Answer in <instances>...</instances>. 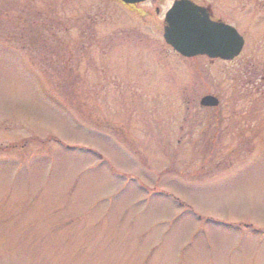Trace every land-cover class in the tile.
Here are the masks:
<instances>
[{"label":"rangeland","instance_id":"374dc122","mask_svg":"<svg viewBox=\"0 0 264 264\" xmlns=\"http://www.w3.org/2000/svg\"><path fill=\"white\" fill-rule=\"evenodd\" d=\"M242 5L241 59L211 64L102 0H0V264H264V0Z\"/></svg>","mask_w":264,"mask_h":264},{"label":"water","instance_id":"95a60500","mask_svg":"<svg viewBox=\"0 0 264 264\" xmlns=\"http://www.w3.org/2000/svg\"><path fill=\"white\" fill-rule=\"evenodd\" d=\"M166 22L170 26L164 33L166 43L186 58L207 56L230 61L241 53L245 44L244 38L234 28L212 22L202 9L188 3H176L167 14ZM200 104L213 108L219 105V100L207 95Z\"/></svg>","mask_w":264,"mask_h":264},{"label":"flooded vegetation","instance_id":"af4514ba","mask_svg":"<svg viewBox=\"0 0 264 264\" xmlns=\"http://www.w3.org/2000/svg\"><path fill=\"white\" fill-rule=\"evenodd\" d=\"M105 3L116 7L118 10H121L123 16L132 21L133 19L137 21L138 24H143V26L148 27V29L152 30L153 32H159L162 30V37H163V46L168 48L173 55L178 56L179 58L185 60H199L205 59L208 63H220V64H228V63H238L241 59L243 50L245 48L246 40L243 34L240 32V29L236 26L235 22L233 21L235 15L233 14L234 6H236V13L239 12L243 13V5L242 0H145L141 2H125L123 0H102ZM188 3L193 5L196 8L202 9L209 17L212 22L215 23H222L234 28L243 38L245 41L244 47L241 53L235 57L234 59L228 61L223 59H213L207 56H198L194 58H185L176 52L169 44L166 43L164 39V33L166 29L170 26L166 22L167 14L174 8L176 3ZM236 14V15H237ZM240 14V13H239ZM240 18L242 19L243 16L241 15ZM92 20L91 22H96L94 18H89ZM67 24V21H66ZM88 25V24H87ZM65 26V25H64ZM93 26L90 24L88 27ZM68 30V24L65 26ZM46 28H50V26H46ZM134 28L129 30V34L133 35L132 31ZM35 33H38L35 31ZM201 106V105H200ZM202 108H207L203 107ZM217 108V107H216Z\"/></svg>","mask_w":264,"mask_h":264}]
</instances>
